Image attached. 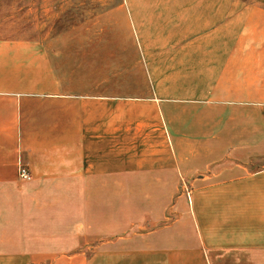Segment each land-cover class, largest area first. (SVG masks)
I'll list each match as a JSON object with an SVG mask.
<instances>
[{"label":"crops","instance_id":"obj_1","mask_svg":"<svg viewBox=\"0 0 264 264\" xmlns=\"http://www.w3.org/2000/svg\"><path fill=\"white\" fill-rule=\"evenodd\" d=\"M263 1L119 0L81 92L0 87V264H264Z\"/></svg>","mask_w":264,"mask_h":264},{"label":"rangeland","instance_id":"obj_2","mask_svg":"<svg viewBox=\"0 0 264 264\" xmlns=\"http://www.w3.org/2000/svg\"><path fill=\"white\" fill-rule=\"evenodd\" d=\"M258 1L244 5L257 6ZM118 4L119 0L0 3V87L15 95L9 101L16 97L34 107L39 101L62 99L50 97L53 93L81 92L87 56L114 53L106 51L105 44L113 43L110 31Z\"/></svg>","mask_w":264,"mask_h":264},{"label":"built area","instance_id":"obj_3","mask_svg":"<svg viewBox=\"0 0 264 264\" xmlns=\"http://www.w3.org/2000/svg\"><path fill=\"white\" fill-rule=\"evenodd\" d=\"M19 177L26 181H31L33 177V172L28 164L21 163L18 168Z\"/></svg>","mask_w":264,"mask_h":264}]
</instances>
